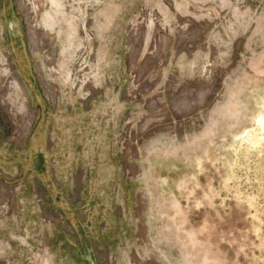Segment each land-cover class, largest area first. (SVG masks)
Masks as SVG:
<instances>
[{
    "label": "rangeland",
    "instance_id": "rangeland-1",
    "mask_svg": "<svg viewBox=\"0 0 264 264\" xmlns=\"http://www.w3.org/2000/svg\"><path fill=\"white\" fill-rule=\"evenodd\" d=\"M264 0H0V264H264Z\"/></svg>",
    "mask_w": 264,
    "mask_h": 264
},
{
    "label": "flooded vegetation",
    "instance_id": "flooded-vegetation-1",
    "mask_svg": "<svg viewBox=\"0 0 264 264\" xmlns=\"http://www.w3.org/2000/svg\"><path fill=\"white\" fill-rule=\"evenodd\" d=\"M262 125H264V121L262 122Z\"/></svg>",
    "mask_w": 264,
    "mask_h": 264
}]
</instances>
